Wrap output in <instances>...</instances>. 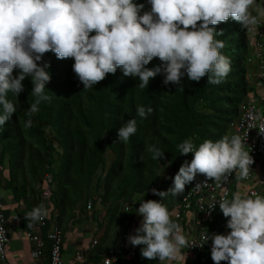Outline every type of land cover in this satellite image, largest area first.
<instances>
[{"label":"trees","instance_id":"16d2710c","mask_svg":"<svg viewBox=\"0 0 264 264\" xmlns=\"http://www.w3.org/2000/svg\"><path fill=\"white\" fill-rule=\"evenodd\" d=\"M135 2L144 4L141 11L150 7L147 0ZM258 10H264V0H253L250 11L255 15ZM210 26L220 33H214V39L223 41L219 51L230 63L229 72L218 84H207L206 75L199 81L185 75L180 84L165 85L162 74H156L148 85L139 88L135 86L137 78L124 76L117 67L114 73H106L84 89L72 71L73 59H58L51 50L46 51L37 63L48 62L50 79L43 90L48 99L39 102L38 110L27 113L35 99L30 94L28 76L22 80L24 87L18 95L7 93L16 111L0 125V184L6 183L5 189L18 203L32 207L43 203V191L49 185L48 223L62 229L91 219L99 229H105V238L113 236L114 245L101 249L100 256L116 248L121 251L116 264H161L156 258L140 255L143 245H136L134 259L128 256L132 244L126 237L136 234L142 219L136 213L139 201L161 199L170 218L186 232L184 221L175 215L182 212L183 199L201 174H196L176 196L161 198L150 189L166 190L180 165L191 160V152L178 153L177 143L189 138L197 146L204 139L215 141L229 134L241 104L254 91L248 78L255 39L231 18ZM159 63L154 57L146 67ZM17 71L13 69V76ZM137 105L153 110L141 118L136 115ZM129 117H136L135 133L127 142L116 140L117 128ZM27 119L32 123L24 128ZM148 145L159 147L163 159H151ZM141 153L143 160L139 158ZM252 161L249 170L258 176L264 174V157ZM46 175L52 177L51 184ZM247 184L237 178L233 192L246 195ZM89 202L93 204L91 216ZM226 220L218 209L210 232L226 234L230 231ZM23 223L30 230L37 221L29 223L25 218ZM210 247L208 243L195 262L185 264H210Z\"/></svg>","mask_w":264,"mask_h":264},{"label":"clouds","instance_id":"9594fccd","mask_svg":"<svg viewBox=\"0 0 264 264\" xmlns=\"http://www.w3.org/2000/svg\"><path fill=\"white\" fill-rule=\"evenodd\" d=\"M147 4L150 7L141 11L144 4L135 0H0V125L16 111L7 93L18 95L25 76L30 78V94L35 98L27 113H35L39 102L48 99L43 91L50 79L48 62L37 63L46 51L51 50L58 59L72 58V71L84 89L106 73H114L117 67L124 76L137 78L135 86L139 88L148 85L156 74H162L165 85L180 84L185 75L195 81L206 75L207 84H218L229 72L230 63L219 51L223 41L214 39V33H220L210 25L231 18L246 31L254 32L260 23L258 17L264 15V10L252 14L253 0H147ZM154 57L160 63L146 67ZM14 68L18 70L15 76ZM152 110L151 106L137 105L136 115L143 118ZM252 118L258 121L255 127L264 136V116L256 113ZM31 123L27 119L23 127ZM136 125V117L126 119L117 128L116 140L127 142ZM243 143L236 133L224 134L215 141L204 139L197 146L191 139H183L175 147L179 154L191 152V160L180 165L166 190L150 191L161 198L176 196L198 173L213 178L218 185L233 171L236 178H246L253 161ZM146 151L153 160L164 157L155 145L146 146ZM139 158L144 159L142 153ZM160 201H139L136 213L142 219L136 234L126 239L134 246L143 245L142 257L156 258L163 264L193 244ZM217 204L227 217L230 231L200 233L201 241H211L214 264L222 260L228 264H264V195L236 191L230 199H218ZM47 215L44 205L37 204L24 217L31 223Z\"/></svg>","mask_w":264,"mask_h":264},{"label":"built area","instance_id":"2783aa9c","mask_svg":"<svg viewBox=\"0 0 264 264\" xmlns=\"http://www.w3.org/2000/svg\"><path fill=\"white\" fill-rule=\"evenodd\" d=\"M255 39L252 47L257 55L253 76V93L240 106V112L237 119L231 123L229 135L232 133L239 134L242 138L243 148L248 151L252 159L264 157V136H262L255 127L258 124L254 118L256 113L264 116V20L256 26L254 32H250ZM252 65L253 60L250 58ZM251 114V115H250ZM250 167V166H249ZM45 179L48 184L52 183V177L46 175ZM235 177L234 171L227 174V180L222 181L219 185L213 181V178H206L201 174L193 185L191 192L183 199L182 212L175 215L176 219L184 221L186 228V238L193 244L191 247L185 248L182 252L184 264L186 262H195L203 253L205 247L211 241H201L200 233L210 232L209 226L215 221V215L219 209L215 202L220 198L229 199L233 193ZM244 182H254L255 185L246 192V195L263 194L264 174L255 175L249 170L246 178H239ZM201 183L197 188L195 185ZM50 197V186L48 185L43 191V205L48 210L47 217L43 218L27 231V238L32 243V258L40 260L46 253L48 254V264H64L62 259V236L63 231L56 223H48L49 207L48 199ZM212 205V208H208ZM92 202H89L87 209L91 211ZM17 219V218H15ZM181 231L182 225H180ZM194 243H200L201 246ZM9 244V233L7 228V218L4 213L3 203L0 199V263L9 264L6 259V252ZM97 241H94V245ZM121 254L119 249H110L101 256L100 264H116L118 255ZM128 256L132 259L136 256V245H131ZM77 259L82 257L77 255ZM210 264H214L211 259ZM219 264H228L227 261H220Z\"/></svg>","mask_w":264,"mask_h":264},{"label":"crops","instance_id":"0c3cea01","mask_svg":"<svg viewBox=\"0 0 264 264\" xmlns=\"http://www.w3.org/2000/svg\"><path fill=\"white\" fill-rule=\"evenodd\" d=\"M250 58L254 62L251 65L252 73L258 58L254 48L250 53ZM5 185V182L0 184V199L7 218L9 233V244L6 252L7 262L9 264H48L47 253L40 260L33 259L31 255L33 246L27 238L28 230L23 221L25 219L24 214L32 206L18 203L12 193L5 189ZM88 216H91L90 211ZM62 231V259L64 264H100L101 256L99 251L114 245L113 236L110 239L105 238V229H99L91 219L75 223L74 226L63 227ZM94 241H97L96 246ZM77 255H80L82 259L78 260Z\"/></svg>","mask_w":264,"mask_h":264},{"label":"rangeland","instance_id":"374dc122","mask_svg":"<svg viewBox=\"0 0 264 264\" xmlns=\"http://www.w3.org/2000/svg\"><path fill=\"white\" fill-rule=\"evenodd\" d=\"M258 19L260 20V21H262V20H264V15H260L259 17H258ZM249 81H250V84L253 86L254 84H253V76L250 74V76H249ZM254 168H257V166H254ZM251 188V184L250 183H248L246 186H245V191L247 192L249 189ZM185 236H186V233L185 232H182ZM184 250H185V248H182L181 250H180V253L178 254V256L176 257V258H174V259H172V260H167V261H165V262H163V264H184V262H183V259H182V252H184ZM161 264H162V262H160Z\"/></svg>","mask_w":264,"mask_h":264}]
</instances>
